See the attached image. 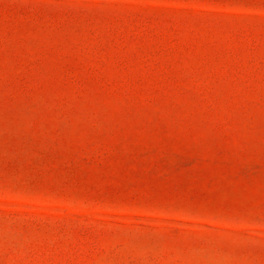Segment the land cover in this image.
Wrapping results in <instances>:
<instances>
[{
    "label": "rangeland",
    "instance_id": "obj_1",
    "mask_svg": "<svg viewBox=\"0 0 264 264\" xmlns=\"http://www.w3.org/2000/svg\"><path fill=\"white\" fill-rule=\"evenodd\" d=\"M0 264H264V0H0Z\"/></svg>",
    "mask_w": 264,
    "mask_h": 264
}]
</instances>
